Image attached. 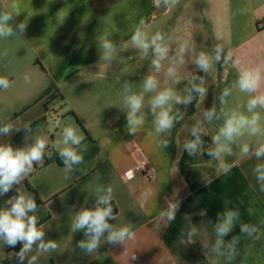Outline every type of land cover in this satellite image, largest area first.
<instances>
[{
  "label": "crops",
  "instance_id": "crops-1",
  "mask_svg": "<svg viewBox=\"0 0 264 264\" xmlns=\"http://www.w3.org/2000/svg\"><path fill=\"white\" fill-rule=\"evenodd\" d=\"M5 12L13 34L0 37V76L10 81L0 89V128L11 131L0 132V145L27 149L42 139L40 162L65 147L83 160L52 162L0 193V211L10 209L18 196L30 197L27 179L51 215L38 227L42 240L57 244L42 251L37 241L21 261L23 241L11 246L0 238V264H264V179L257 170L264 155H256L264 145V106L249 111V101L264 94V0H0ZM137 31L147 51L133 41ZM157 34L162 57L151 45ZM201 53L210 57L206 71L197 63ZM246 70L260 72L252 92L239 87ZM150 76L156 84L146 91ZM56 90L62 96L44 109ZM165 91L169 101L153 108ZM132 95L142 97L135 132L126 103ZM163 110L172 126L157 131ZM234 114H257L256 134L246 128L231 141L220 136ZM68 127L84 137L78 145L64 143ZM197 140L190 152L186 145ZM139 164L151 179L135 171ZM109 189L111 229L88 253L78 246L89 239L86 228L73 231V221L82 210L107 207L99 200ZM229 214V231L220 235ZM125 226L132 238L107 241L110 230Z\"/></svg>",
  "mask_w": 264,
  "mask_h": 264
},
{
  "label": "clouds",
  "instance_id": "clouds-1",
  "mask_svg": "<svg viewBox=\"0 0 264 264\" xmlns=\"http://www.w3.org/2000/svg\"><path fill=\"white\" fill-rule=\"evenodd\" d=\"M167 2V0H166ZM176 0H172L174 4ZM159 4V0H156ZM15 7V5H13ZM19 15V13H17ZM12 15L9 13H0V37H7L13 34L11 26L8 22L12 20ZM26 22H21L18 27L21 32L26 28ZM162 39V37L157 34L153 37L151 45L155 46V51L158 56H163L166 53V49L162 48L157 44V41ZM133 41L147 51L150 46L148 43L144 42V37L137 31L133 36ZM103 48L108 51L112 50V44L109 42L103 43ZM220 49H217V58H219ZM107 54L105 59H107ZM227 59V58H226ZM156 66L159 67V64ZM197 63L203 70H207L210 67V57L204 53H201L197 59ZM27 79V78H26ZM261 76L259 70L243 71L239 78V87L242 91L252 92L259 86ZM156 81L153 77H148L145 81V90L151 91L155 87ZM10 87V81L5 76H0V89H7ZM197 91L203 92V89L198 88ZM227 94V91L225 92ZM172 93L170 91L161 92L158 94L152 102L153 108L163 107L171 98ZM142 97L132 95L126 98V103L131 108V113L129 116V131L135 132L136 126L142 124V118H134V113L138 112L141 108ZM179 102V101H178ZM264 106V94L255 97L249 101V111H252L257 105ZM259 116L254 114L251 119L240 115H233L229 118L225 126L221 129L220 136L225 137L227 140L231 141L234 136L242 135L243 129H250L251 133L254 135L258 131ZM157 131H163L172 126V118L169 116L167 110H163L159 113L156 120ZM11 131V125H5L0 128V132L8 133ZM64 143L68 144L71 142L73 145H78L83 139V136H78L75 130L71 127L65 128L64 133ZM219 140V136L214 137V142ZM197 142L189 143L186 145L190 152H194L197 146ZM46 147L45 142L42 139H37L35 144L27 149L14 150L11 146L0 145V193H6L13 182H19L22 175H27L31 170L34 162L39 163L43 159L44 149ZM243 151L246 153L248 151L247 145L244 146ZM61 157L66 165L70 163H81L83 157L79 155L73 148L65 147L60 152ZM210 156L217 157L218 153L213 151L209 153ZM256 155L259 157L264 155V145H261L257 151ZM264 166H258L257 170L260 171V178L264 179ZM110 192L109 195L100 197L99 202L108 205L107 207L101 208L96 207L95 209H85L79 212L73 221V231L78 229H85V235L89 237L87 241H80L78 246L81 249L86 250L88 253H93L96 251L100 245V238L105 229H111L108 224L107 217L112 215V207L110 204ZM175 205H170V211L167 213L168 218L174 219ZM36 202L32 198H25L23 195L15 198L12 202V207L8 210L0 211V238L11 246H14L17 241H23V247L18 254V258L22 261L24 259L23 253L31 250L32 245L40 241L39 248L42 251L56 250L57 244L54 241H48L46 244L43 242L42 237L44 233L37 228V220L35 216H29L30 211H35ZM232 214H229L228 219L225 223L221 224L218 228L220 235H224L229 231L231 224ZM242 231H248L247 226L242 228ZM133 233L130 228L125 226L118 230H110L107 236V241L109 243L120 242L123 243L126 239L132 238ZM219 243V242H218ZM135 257H133L134 259ZM35 258H33L34 260ZM32 264V261H29Z\"/></svg>",
  "mask_w": 264,
  "mask_h": 264
},
{
  "label": "trees",
  "instance_id": "trees-1",
  "mask_svg": "<svg viewBox=\"0 0 264 264\" xmlns=\"http://www.w3.org/2000/svg\"><path fill=\"white\" fill-rule=\"evenodd\" d=\"M61 93L56 90L51 97L49 98V100L44 103L43 108L47 110L49 103L59 97H61ZM53 136H51L52 138ZM52 162H57L59 165H63L64 164V160L61 157L60 154H56L54 151L50 150L48 155H45V158L42 162H34L33 166H32V170L30 171L29 175H32L36 170H38L40 167L42 166H46ZM101 165V163L97 164V167H99ZM24 183L26 184V186L28 187L29 190V198H32L35 200L36 202V208L35 211H30L28 213L29 216H35L36 220H37V228L40 227L41 225H43L45 222H47L50 218L51 215L49 213V211L46 209V203L40 198L39 194L36 192V190L29 184L28 180L25 179ZM115 210H112V213H114Z\"/></svg>",
  "mask_w": 264,
  "mask_h": 264
},
{
  "label": "built area",
  "instance_id": "built-area-1",
  "mask_svg": "<svg viewBox=\"0 0 264 264\" xmlns=\"http://www.w3.org/2000/svg\"><path fill=\"white\" fill-rule=\"evenodd\" d=\"M136 172H140V173H144L149 179H151L150 175L147 174L146 170L144 169L143 165L139 164L136 168H135ZM127 174H131V172H128Z\"/></svg>",
  "mask_w": 264,
  "mask_h": 264
},
{
  "label": "rangeland",
  "instance_id": "rangeland-1",
  "mask_svg": "<svg viewBox=\"0 0 264 264\" xmlns=\"http://www.w3.org/2000/svg\"><path fill=\"white\" fill-rule=\"evenodd\" d=\"M207 115V113H205Z\"/></svg>",
  "mask_w": 264,
  "mask_h": 264
}]
</instances>
